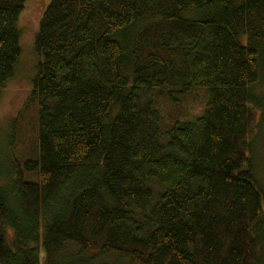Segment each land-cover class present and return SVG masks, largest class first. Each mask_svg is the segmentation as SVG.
Returning a JSON list of instances; mask_svg holds the SVG:
<instances>
[{
    "label": "trees",
    "instance_id": "16d2710c",
    "mask_svg": "<svg viewBox=\"0 0 264 264\" xmlns=\"http://www.w3.org/2000/svg\"><path fill=\"white\" fill-rule=\"evenodd\" d=\"M27 1L0 0V98ZM35 50L0 152V264H264L248 157L264 0H51ZM199 92L203 113L182 121Z\"/></svg>",
    "mask_w": 264,
    "mask_h": 264
},
{
    "label": "rangeland",
    "instance_id": "374dc122",
    "mask_svg": "<svg viewBox=\"0 0 264 264\" xmlns=\"http://www.w3.org/2000/svg\"><path fill=\"white\" fill-rule=\"evenodd\" d=\"M50 2L51 0H28L18 23V28L21 31L20 44L22 54L16 67L15 76L3 89L0 98V152L2 157L8 156L7 137L11 135L13 124L23 109L33 87L32 82L40 62L35 50V41L40 22ZM240 39L243 44L246 45L248 43L246 36H242ZM254 92L261 106L256 108L250 106L251 109H255V120L248 136L250 145L248 157L252 164L254 181L263 192L262 206L264 209V59L261 65V78ZM207 100L206 94L199 92L188 104L183 105L181 114L179 110L174 111L166 105L162 106V110H165V114L169 117L177 112L178 115L180 114L182 121H191L203 113ZM30 123L31 120L26 121L27 129L30 128ZM33 129L27 133V136L31 137L34 134ZM16 147L17 151L21 152L23 143L19 142ZM78 251L75 247L69 248L65 251L63 257L67 258L69 254ZM85 258L91 260L92 264H133L131 261L120 257L117 253L99 257L88 254Z\"/></svg>",
    "mask_w": 264,
    "mask_h": 264
}]
</instances>
